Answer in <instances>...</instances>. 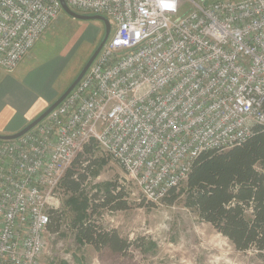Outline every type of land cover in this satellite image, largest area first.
<instances>
[{
	"label": "built area",
	"instance_id": "1",
	"mask_svg": "<svg viewBox=\"0 0 264 264\" xmlns=\"http://www.w3.org/2000/svg\"><path fill=\"white\" fill-rule=\"evenodd\" d=\"M112 33L39 123L0 140V264H41L49 211L91 144L159 202L199 154L264 126V0H65ZM59 0H0V69L12 71L62 12Z\"/></svg>",
	"mask_w": 264,
	"mask_h": 264
},
{
	"label": "rangeland",
	"instance_id": "2",
	"mask_svg": "<svg viewBox=\"0 0 264 264\" xmlns=\"http://www.w3.org/2000/svg\"><path fill=\"white\" fill-rule=\"evenodd\" d=\"M105 31L100 20L76 19L62 11L12 71L0 69V112L15 109L6 119L14 120L18 131L31 123L77 78ZM111 33L110 28L108 38ZM4 125L0 122L2 135ZM91 146L90 154L97 165L75 197L83 201L103 191L106 183H118L126 193V210L99 208L93 214L87 212L102 228L115 229L119 236L134 243L124 253H114L108 249L97 252L78 241L72 228L78 211L70 205L71 195L60 186L54 209L62 212V218L56 233H46L41 264H204L206 254L195 253L193 247L210 241L231 264H264L254 250H236L225 236L184 206V183L177 187L180 195L173 203L147 201L121 167Z\"/></svg>",
	"mask_w": 264,
	"mask_h": 264
},
{
	"label": "trees",
	"instance_id": "3",
	"mask_svg": "<svg viewBox=\"0 0 264 264\" xmlns=\"http://www.w3.org/2000/svg\"><path fill=\"white\" fill-rule=\"evenodd\" d=\"M91 150L88 144L74 157L60 183L71 195L70 205L78 211L72 228L78 241L91 245L97 252L108 249L124 253L134 242L91 219L99 208L126 210L129 206L123 187L108 182L103 191H96L83 201L75 197L97 165ZM181 192L184 206L201 221L225 236L236 250H254L264 261V126H254L253 133L240 145L199 154ZM179 195L176 187L170 188L163 201L173 203ZM61 218V211L50 210L47 231L56 233Z\"/></svg>",
	"mask_w": 264,
	"mask_h": 264
},
{
	"label": "water",
	"instance_id": "4",
	"mask_svg": "<svg viewBox=\"0 0 264 264\" xmlns=\"http://www.w3.org/2000/svg\"><path fill=\"white\" fill-rule=\"evenodd\" d=\"M59 1L61 3L62 10L66 14H68L69 16H71L73 18H76V19H84V20H86V19H97V20L102 21L104 23V25L106 26V31H105L104 38L101 41V43L98 46V48L93 53V55L91 56V58L88 60V62L84 66L83 70L77 76V78L72 82V84L66 89V91L53 104H51L42 114H40L38 117H36L31 123H29L28 125H26L21 130L15 132L13 134H8V135H2V134H0V140L8 141V140L16 139L19 136H21L22 134L26 133L32 127H34L41 120H43L67 96V94L73 89V87L81 79V77L87 71V69L89 68V66L91 65V63L93 62V60L95 59V57L99 53L100 49L102 48L103 44L106 42V40L108 38L109 30H110V24H109V21L106 18H104L103 16H100V15H82V14L75 13V12H73L72 10H70L67 7V5L65 3V0H59Z\"/></svg>",
	"mask_w": 264,
	"mask_h": 264
},
{
	"label": "bare ground",
	"instance_id": "5",
	"mask_svg": "<svg viewBox=\"0 0 264 264\" xmlns=\"http://www.w3.org/2000/svg\"><path fill=\"white\" fill-rule=\"evenodd\" d=\"M219 247L214 245L212 241L210 243L204 242L202 245H196L193 247V250L195 253L200 254V253H205V258H204V264H224L223 262H227V264H231L229 261H225L224 254L219 253ZM216 254L220 255L219 257H213V255L209 254ZM243 263V262H242ZM234 264V263H233Z\"/></svg>",
	"mask_w": 264,
	"mask_h": 264
},
{
	"label": "crops",
	"instance_id": "6",
	"mask_svg": "<svg viewBox=\"0 0 264 264\" xmlns=\"http://www.w3.org/2000/svg\"><path fill=\"white\" fill-rule=\"evenodd\" d=\"M15 110V109H14ZM12 108L11 109H3L0 113H2L1 115V117H0V122L1 123H4L5 125V132H4V134L3 135H8V134H13V133H15V132H17L18 131V129L16 128V126H15V121L13 120H9V119H6V117L8 116V115H10L11 114V112L12 111H14ZM15 112V111H14ZM21 128V127H20Z\"/></svg>",
	"mask_w": 264,
	"mask_h": 264
}]
</instances>
